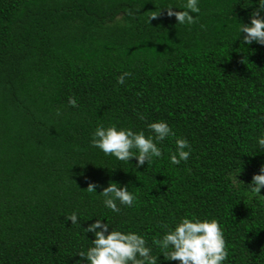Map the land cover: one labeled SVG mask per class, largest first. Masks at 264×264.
<instances>
[{"label": "trees", "instance_id": "trees-1", "mask_svg": "<svg viewBox=\"0 0 264 264\" xmlns=\"http://www.w3.org/2000/svg\"><path fill=\"white\" fill-rule=\"evenodd\" d=\"M186 3L0 0V264H76L97 219L142 236L157 264H179L153 241L183 218L218 221L222 264H264V188L249 185L264 166V45L240 33L258 0H197L192 24L167 16ZM161 121L174 135L139 168L91 144L101 125L147 138ZM181 138L190 155L175 165ZM109 182L133 206L105 207Z\"/></svg>", "mask_w": 264, "mask_h": 264}, {"label": "clouds", "instance_id": "clouds-1", "mask_svg": "<svg viewBox=\"0 0 264 264\" xmlns=\"http://www.w3.org/2000/svg\"><path fill=\"white\" fill-rule=\"evenodd\" d=\"M187 10L174 11L172 7L167 9L168 17H175L177 24H192L196 20L190 14L200 11L197 6V0H187L183 6ZM264 0H258V7L251 13V23L242 24L240 33H243V43L251 45L256 42L264 45ZM161 11L154 12L151 20L158 19ZM131 73L125 72L118 77V83L124 84ZM69 104L77 106L74 97L69 98ZM60 115V112H57ZM140 119H144L140 116ZM148 129L152 136L145 137L144 132H133L131 129H120L116 127L104 128L98 126L93 134L92 146L100 149L105 155L115 156L120 161H130L135 157L137 160L136 168L145 163L150 164L153 157H161L162 152L157 147L156 142H162L170 135H174L166 122H153L148 124ZM155 141V142H154ZM176 152L170 156V162L178 165L181 161H187L190 155V145L186 139H177ZM258 145L261 151H264V136L258 139ZM188 148L189 151H185ZM138 153V154H137ZM251 190L260 195L264 188V166L260 168V174H254L251 181ZM98 187L95 183H89L85 189L88 193L96 192ZM104 197V206L113 212H119L117 201L121 205L133 206L135 197L128 191V187L118 186L115 182H109V185L99 193ZM72 224H77L78 217L75 213L65 217ZM168 229L162 239H155L153 243L161 250V254L166 261H179V264H222L227 259L226 244L224 235L216 220H190L183 218L176 224L174 229L163 225ZM85 233H93L95 239L91 241L92 246L85 253L79 252L77 255L81 260L76 264H81L82 260H87L88 264H157L158 257L151 254V249L146 246V240L133 232L122 233L117 230L109 231V224L102 223L97 219L95 223L90 224L84 229Z\"/></svg>", "mask_w": 264, "mask_h": 264}]
</instances>
